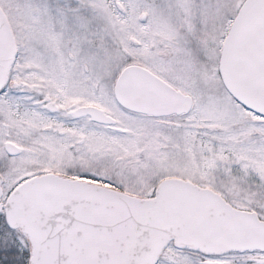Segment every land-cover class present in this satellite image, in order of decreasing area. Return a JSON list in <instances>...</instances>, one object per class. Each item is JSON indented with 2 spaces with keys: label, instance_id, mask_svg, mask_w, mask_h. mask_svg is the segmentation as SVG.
Segmentation results:
<instances>
[{
  "label": "snow or ice",
  "instance_id": "6c2138e0",
  "mask_svg": "<svg viewBox=\"0 0 264 264\" xmlns=\"http://www.w3.org/2000/svg\"><path fill=\"white\" fill-rule=\"evenodd\" d=\"M0 264H264V0H0Z\"/></svg>",
  "mask_w": 264,
  "mask_h": 264
}]
</instances>
